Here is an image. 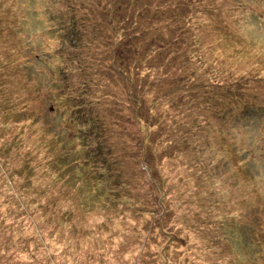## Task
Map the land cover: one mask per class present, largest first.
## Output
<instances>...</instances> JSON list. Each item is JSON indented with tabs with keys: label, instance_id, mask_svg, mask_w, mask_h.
<instances>
[{
	"label": "trees",
	"instance_id": "trees-1",
	"mask_svg": "<svg viewBox=\"0 0 264 264\" xmlns=\"http://www.w3.org/2000/svg\"><path fill=\"white\" fill-rule=\"evenodd\" d=\"M14 1L24 5L22 0H0V17L8 15ZM29 2L31 7H34L30 17L40 23L39 30L43 27L48 33V41L41 43L42 54L34 51L33 42L24 35L25 20L19 17V23L16 25V18L11 17L13 22L8 23L5 33L2 32L0 21V75L4 76L7 82L17 76L28 88L17 89L7 86L3 81L2 88L8 90L6 93L11 98L9 102L13 108V115L18 112H29V115L17 122L24 118L41 120V125L28 127L40 136L36 137L37 140L28 142L22 140L23 137L20 139L12 137L10 133H4L5 138L1 139V142L6 143V151L0 154V186L6 195H0V214L11 221L6 226L11 227L14 232L16 229L13 225L24 228L22 225L24 213L33 209L31 199L27 198L28 193L36 190L30 183L33 177L39 179L37 182L39 186L45 182L47 190L57 193L56 189L59 187L63 191V197L68 199H75L78 196L85 197V202L102 199V203L110 209L133 206L132 210L140 207L138 203L141 199L151 205L152 213L159 212L158 216L168 217L164 213L160 214L158 207L153 203L158 196L157 192L161 193L162 189H159V184L158 186L150 184L146 171L143 170L146 166L151 173L157 174L150 165V161L153 163L154 159L146 148L151 145L150 137L147 142L143 141V148L140 146L133 148L137 152L140 151L141 156L140 153L125 159L120 156L118 150L112 146L113 137L120 135L121 131L117 130L115 125L129 122L131 118L122 115L123 109H110L112 113H107L103 118L97 114L93 116L88 114L90 104L105 102L94 101L87 96L86 93L92 91L90 84L114 88L116 100L112 102L131 101L140 107L136 110V118H141L145 111L149 115L154 113L157 111L155 104L161 105L163 100L174 94L175 97L164 108V114H167V108H170L173 102L177 108L182 103L181 117L177 118L175 126V116L167 114L168 133L162 137L165 142L167 137H170L167 143L174 146L176 152L182 151L177 146L178 139L175 134L179 127H183L185 142L192 143L196 134L206 131V128H209L208 123L215 121L212 116L215 109H227L233 119L239 120L244 135L264 131V94L260 97L256 92L255 94L244 92L241 97L243 103H230L224 98L212 95L205 98L201 90L203 87L215 91L214 88L221 89L225 85V80L217 70L210 83L204 82L194 69L195 60L191 56L194 51L199 54L203 64H206L200 53L203 47L202 31H198L203 24L205 25L199 16L203 0H29ZM152 20L156 24H159L160 20L164 28L160 40L154 38L146 51L141 53L137 50L133 56L134 46H137L138 42H143L147 36L143 32L144 25L147 22L151 24ZM224 47L222 42L221 50ZM97 49L101 50L95 55ZM44 55H48L55 63L56 76L48 75V81L28 80L24 74L25 66L47 63ZM146 57H150L146 69L137 66V60L141 61ZM87 60L96 66L91 71ZM133 71L137 76L143 75L142 79L135 78ZM176 76L178 78L175 82L169 85L168 80ZM121 77L136 87L142 82V87L157 86L159 95L154 101L155 104L151 105L149 97L146 98L148 93L139 88L130 89L127 97L118 96L120 90L114 87L113 82L121 81ZM133 79H136V82ZM70 83L74 86L71 87ZM23 95L25 99H21ZM41 95L44 101L47 99V103L42 107L43 113L54 118L48 122L40 112L35 111L41 108L33 107L36 99L42 100ZM228 97L236 99L232 91H229ZM29 98L31 99L28 111L26 103ZM106 99L111 100V97ZM157 113L152 114V117L157 116ZM102 122L103 126L94 130L96 126H101ZM219 122L215 121L217 124ZM106 127L111 135H107ZM221 130L223 129L215 128L209 134L220 139ZM101 132L105 134L108 144L97 145L94 142V137H97V141L100 140ZM147 133L151 135L149 131ZM137 141L142 142V138L138 137ZM233 145L232 142L228 146L220 144L224 149L228 147L234 150L224 159L216 158L215 162L202 155L204 153L202 150L185 152V173L189 174V177L181 176L177 186L168 183L172 198L176 201L174 206L179 210L178 214L175 212L176 208L168 205L170 217L177 224L183 226L186 232L187 228L191 227L190 236L194 231L199 234L198 227L207 222L212 207L218 201L219 180L229 175L235 183L244 185L248 192V195L244 193L242 197L236 199L247 202L248 212L239 213L238 219L234 221L239 222L237 228L246 240L247 249L249 243L247 226L251 225L255 218L250 211L253 208L264 211V135L261 142L253 143L255 148L253 153L250 150L246 153V146L238 150ZM227 152L228 149L226 155ZM101 157L105 159V163L101 162ZM119 175L123 176L121 180L116 179ZM115 180L118 182L117 185H122V190L113 189ZM20 183L27 185H19ZM150 186L154 187L152 197H149L148 193ZM117 211L110 210L109 213L114 215ZM231 212L232 210H226L225 214ZM80 213L82 217L86 215L85 211ZM186 214L190 215L192 222ZM107 221L112 224L109 234L118 232L124 224L119 218L116 221L104 220L103 223ZM139 221L144 220L141 218ZM226 221L228 227L235 224L231 218H226ZM158 224L166 225L160 217ZM159 225L155 228L158 229ZM155 228L149 230V240ZM63 236L64 233L53 231L55 241L52 243L50 256L39 255L32 264H52L56 259L60 264H88L95 261L93 257L82 254L80 248L63 251L64 244L61 242L64 241ZM143 236L144 231L139 228L133 231L130 240L133 242L134 239ZM178 239L171 234L173 244L176 245ZM115 240L116 248L126 246L130 242L124 234L115 236ZM133 244L138 246L136 242ZM71 247L75 245L72 244ZM130 257L128 254L127 259H123L121 263L133 264L127 261ZM99 261L113 264L109 258Z\"/></svg>",
	"mask_w": 264,
	"mask_h": 264
},
{
	"label": "rangeland",
	"instance_id": "rangeland-1",
	"mask_svg": "<svg viewBox=\"0 0 264 264\" xmlns=\"http://www.w3.org/2000/svg\"><path fill=\"white\" fill-rule=\"evenodd\" d=\"M22 1L23 6L14 1L15 3L8 11L5 21L12 23L11 17H13L16 18L15 24L17 25L19 17L25 20L24 35L30 42H33L34 51L42 54L40 50L41 43L48 41V33L43 27L39 30L40 23L30 17V14L34 12V7H29V0ZM202 4V9L199 7V16L205 22V25L203 24V28L201 27L198 31H202L201 40L203 47L200 53L203 55L206 64H203L199 59V54L194 51L191 54L193 60H195L194 69L204 82L211 83L216 70L220 72L225 80L223 88H214L215 91L201 87L205 98L212 95L224 98L230 103H243L241 97L244 92L251 94L256 92L261 97L264 94V0H203ZM15 28V39H17V27L15 26ZM162 29L164 30L160 20L159 24H156L153 20L151 24L147 22L143 27V32L147 36L143 42H138V45L134 46L133 56L136 55L137 50L141 53L146 51L154 38L160 40ZM57 38L60 39L59 36ZM222 42L225 47L221 50ZM100 50L97 49L95 55ZM44 58L47 63L25 66L24 74L28 80H36L37 82L48 81V75L56 76L53 60L48 55H44ZM87 63L89 71L96 67L90 60H87ZM149 63L150 57H146L141 61L137 60V66H141L144 69ZM80 69L85 70V68ZM133 75L135 78L139 77L140 80L143 76H137L135 71H133ZM177 78L178 76L169 79L168 84H172ZM120 79L121 81L117 83L113 82L114 87L120 90V93L117 94L118 96L127 97L130 89L139 88L145 91L144 93H148L146 98L149 97L151 105L155 104L154 101L159 95L157 86L147 85L142 87V82L140 86L136 87L123 77ZM3 81L10 87L21 90L28 89L17 76L14 80L7 82L6 78L0 75V154L6 151V143L1 142V139L5 138L3 136L4 133H10L12 137L19 139L23 137L22 140L32 142L37 140L36 137L40 136L32 128L28 127L41 125V120H32L30 118H24L17 122V120L29 115V112H18L13 115V108L9 102L11 98L6 93L8 90L2 88ZM133 81L136 82V79H133ZM70 86L73 87L74 85L70 83ZM90 87L92 91L87 92V96L94 99V101L105 102L102 104L96 102L90 104L88 114L92 116L97 114L100 118H103L107 113H112L110 109H123L122 115L131 118L129 122L122 123L119 126L115 125L117 130L121 131L120 135L113 137L112 146L118 150L117 153L120 156L125 159V157L138 155L140 151L137 152L133 148L137 146L143 148V141L147 142L150 137L151 145L146 146V148L154 159L153 163L149 161L157 174L151 173L150 170L146 169V166H144L143 170L146 171L150 184H154L153 186L159 184L157 186L160 190L162 189L161 193L157 192L158 196L153 203L158 207L160 214L164 213L168 217L158 216L159 212L152 213L151 205L141 199L138 203L140 207H137L136 210L131 209L133 206H130V208L110 209L102 203V199L88 200L86 202L85 197L78 196L75 199H68L63 197V191L59 187L56 189L57 193L53 190H47L45 182L41 184V187L37 184L39 179L33 177L30 183L36 190L27 194V198L31 199L33 209L31 212L24 213L25 219L22 223L24 228L13 225L16 229V232H14L11 227L6 226L11 221L0 214V264H32L39 255L46 254L50 256L52 243L55 241L53 239V231L54 233H64L62 238L64 241H61L64 244L62 247L63 251L69 248V250L80 248L82 254L93 257L95 261L88 264H104L99 260L105 258H109L113 264H122L121 261L123 259L126 260L128 254L131 257L127 261H131L133 264H264V211L260 208H253L250 211V214L254 215L255 218L252 224L247 226L249 232L247 249L245 247L246 240L242 237L239 228H237L239 222H234L235 219H238L239 213L248 212L247 202L236 200L242 197L244 193L248 195L244 185L235 183L229 175L224 179H220L217 184L218 201L212 207L209 217H206L207 222L198 227L199 234L194 231L192 236H190L191 227L187 228L186 232L183 226L177 224L170 217L169 205L177 209L175 211L176 214H178L179 210L178 207L174 206L176 201L172 198L168 185L170 183L177 186L181 176L186 175L189 177V174L185 173V152H194L197 149L202 150L204 151L202 155L215 162L216 158L224 159L234 150V148L228 147L224 149L220 144L228 146L232 142L234 143L233 146H236L238 150L246 146V153L248 150L253 153L255 150L253 143L255 141L261 142L264 131L244 135L242 127L239 125V120L237 118L233 119L227 109H215L212 116L216 122L220 121L219 124L213 120L209 122V128H206V131L204 130L201 134H196L192 143L185 142L183 127H179L175 134L178 139L177 146L182 151L176 152L174 151L175 147L167 143L170 137H167L166 142L162 137L163 135L167 136L168 133L169 117L167 114L175 116V126L177 118L181 117L180 107L182 108V103L177 108L174 107L175 102H173L172 106L167 108V114H164V108L170 104V100L175 97L174 94L170 98L163 100L161 105L155 104L157 111H154V113L158 112L157 116L152 117L154 113L149 115L145 111L142 113L141 118H136V110H139L140 107L133 102H112L116 100L114 88H105L98 84H90ZM229 91H232L236 96L235 100L228 97ZM92 92L93 94H91ZM107 97H111V100H107ZM41 98L42 100L36 99L33 102V107L36 109L41 108L35 111L40 112L48 122L54 118L43 113L42 107L47 103V99L44 101L42 95ZM21 99H25V96L23 95ZM30 99L26 103L27 109ZM162 114H164L166 119ZM44 123L46 122L44 121ZM102 126L103 122L101 126H96L94 130H98ZM215 128L223 129L219 132L220 139L209 134ZM106 129L107 135H111L109 129L107 127ZM148 131L151 135H148ZM101 134L99 141L96 140L97 137H94V142L97 145L108 144L105 134L103 132ZM138 137L142 138V142L137 141ZM131 144L132 146L130 147ZM129 147L130 149L127 150ZM139 156H141V153ZM100 159L102 163L106 162L103 157ZM126 163L133 164V162ZM121 177L123 176L119 175L116 179L121 180ZM117 184L118 182L115 180L112 186L113 189L122 190V185ZM19 185L27 184L20 183ZM153 186L148 187L149 197H152ZM143 187L145 188V186ZM0 195H6L1 186ZM164 206L165 209H163ZM110 210L112 212L118 211L112 215L111 212L109 213ZM226 210H232L231 214H225ZM82 211L86 213L84 217L80 213ZM186 215L192 222L190 215ZM158 217L162 218L166 225L160 226ZM117 218L123 220L124 224L118 232L109 234L112 224L108 221L103 223V221L108 219L116 221ZM141 218H143V222L139 221ZM226 218H231L235 224H231L228 227ZM131 220L134 222H130ZM158 225L159 227L156 229L155 226ZM210 227L212 228L210 229ZM139 228L144 231V236L134 239L133 242L138 243L137 246L131 242L130 236L133 231ZM151 228H155V231L149 240L148 234ZM122 234L130 242L126 246L116 248L115 236ZM171 234L175 238H179L176 245L171 241ZM215 236L217 237L215 238ZM72 244L75 247H71ZM52 264H60V262L56 259Z\"/></svg>",
	"mask_w": 264,
	"mask_h": 264
},
{
	"label": "clouds",
	"instance_id": "clouds-1",
	"mask_svg": "<svg viewBox=\"0 0 264 264\" xmlns=\"http://www.w3.org/2000/svg\"><path fill=\"white\" fill-rule=\"evenodd\" d=\"M29 7H31V4H29ZM0 21H1L2 32L3 33L7 32V27L9 22L5 21V18L0 19Z\"/></svg>",
	"mask_w": 264,
	"mask_h": 264
}]
</instances>
